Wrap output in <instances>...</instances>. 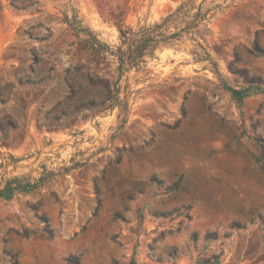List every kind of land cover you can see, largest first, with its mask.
<instances>
[{
	"label": "rangeland",
	"instance_id": "1",
	"mask_svg": "<svg viewBox=\"0 0 264 264\" xmlns=\"http://www.w3.org/2000/svg\"><path fill=\"white\" fill-rule=\"evenodd\" d=\"M184 1L28 0L18 11L0 0V80L18 84L32 48L63 69L93 60L66 17L116 45L118 25L159 20ZM217 3L226 8L208 42L218 72L195 60L191 44L161 48L123 79L121 130L119 107L40 127L65 100L61 72L0 107L23 118L9 143L0 138L2 187L88 161L0 199V264H68L73 255L80 264H264V0ZM31 26H41L37 38L52 35L30 40ZM100 68L115 77V66Z\"/></svg>",
	"mask_w": 264,
	"mask_h": 264
},
{
	"label": "trees",
	"instance_id": "2",
	"mask_svg": "<svg viewBox=\"0 0 264 264\" xmlns=\"http://www.w3.org/2000/svg\"><path fill=\"white\" fill-rule=\"evenodd\" d=\"M7 1L18 11H26L32 6L28 4V0ZM224 5L225 3H217V0H185L159 20L139 21L135 25L120 24L118 25L119 42L116 45L101 42L88 28L83 26L81 21L72 22L66 17L64 22L78 36H84L81 41L86 51L95 55L94 59L85 62L78 59L68 68L63 69L60 61L50 57L44 58L43 55L47 52L32 48V65L29 69L17 68L18 84L0 80V107H7L14 101L18 88L36 87L50 79L52 72L57 73L56 79L61 78V72L63 74L62 85L66 92L65 100L53 110V118L37 120L40 127L49 129L67 127L70 124L85 122L98 113L119 107L121 109L119 119L123 116L119 127L121 130L127 121L129 108L127 96L122 98L121 95L124 91L127 95L130 94L128 78L124 86L122 85L123 79L133 70L136 72L144 70L148 59L155 58L161 48L191 44V53L195 60L209 63L214 71L218 72V64L210 52L208 37L211 35L210 24L219 12L226 8ZM75 18L77 19V16ZM40 27H27L23 30V35L30 40L46 41L52 35L51 28L47 29L50 32L48 36L37 38L36 31ZM101 60L110 66H115L114 78L103 74L104 70L100 68ZM236 95L239 94L236 93ZM245 97V95L242 96V98ZM22 122L23 118L18 114L2 112L0 114V138L5 143H9L12 134L20 130ZM87 164L88 161L76 162L72 167L64 168V172L60 173L46 171L34 182L18 177L8 180L4 187L0 185V199L11 200L19 193L29 192L58 175L82 168ZM68 264H80V256H71ZM130 264H137V262L133 259ZM198 264L221 263L217 260L214 263L208 260Z\"/></svg>",
	"mask_w": 264,
	"mask_h": 264
}]
</instances>
